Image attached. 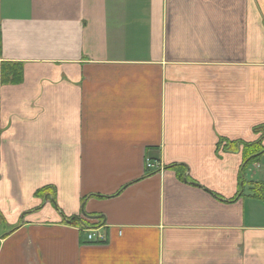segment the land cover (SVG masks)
Wrapping results in <instances>:
<instances>
[{
    "label": "crops",
    "instance_id": "0c3cea01",
    "mask_svg": "<svg viewBox=\"0 0 264 264\" xmlns=\"http://www.w3.org/2000/svg\"><path fill=\"white\" fill-rule=\"evenodd\" d=\"M3 61L0 264H264V0H0Z\"/></svg>",
    "mask_w": 264,
    "mask_h": 264
},
{
    "label": "trees",
    "instance_id": "16d2710c",
    "mask_svg": "<svg viewBox=\"0 0 264 264\" xmlns=\"http://www.w3.org/2000/svg\"><path fill=\"white\" fill-rule=\"evenodd\" d=\"M22 79V64L20 62H13V61H3L1 62V68H0V82L1 84H19ZM243 146V158H244V164L242 166V169L247 168L252 163H255L259 160L260 156L264 154V146L260 144V142H250V143H242ZM48 189L43 188L37 190L34 194L37 196H44L47 193ZM260 191V190H259ZM261 191L264 192V187L261 188ZM260 191V192H261ZM53 205L55 207V204L53 202ZM84 215V219H81L79 217H70L68 220L70 223L82 226V228H97L101 221H97L96 223L89 224L86 220L87 218H100L95 215H89L82 211ZM68 220H66L68 222ZM9 233H4L0 236V238L5 237Z\"/></svg>",
    "mask_w": 264,
    "mask_h": 264
},
{
    "label": "built area",
    "instance_id": "2783aa9c",
    "mask_svg": "<svg viewBox=\"0 0 264 264\" xmlns=\"http://www.w3.org/2000/svg\"><path fill=\"white\" fill-rule=\"evenodd\" d=\"M146 169H152L154 168V165L152 164V162L146 160V164H145ZM88 233H87V239L94 241V242H102L104 241L105 237L103 235H98L96 234V229L94 228H89L87 229Z\"/></svg>",
    "mask_w": 264,
    "mask_h": 264
},
{
    "label": "rangeland",
    "instance_id": "374dc122",
    "mask_svg": "<svg viewBox=\"0 0 264 264\" xmlns=\"http://www.w3.org/2000/svg\"><path fill=\"white\" fill-rule=\"evenodd\" d=\"M148 161H149V160H148ZM150 162H151V161H150ZM152 164L154 165V168H155V167H162V165H160V164H158V163L156 164V163L153 162ZM252 164H253V163H252ZM252 164H251V165H252ZM152 169H153V168H152ZM82 211H83V208H82ZM68 221H69V220H68ZM88 223H89V222H88ZM82 229H83L84 232L88 233V230H87V229H89V228L86 227V228H82ZM3 238H4V237H3ZM86 238H87V237H86ZM87 240H88V241H91V240H89V239H87Z\"/></svg>",
    "mask_w": 264,
    "mask_h": 264
},
{
    "label": "water",
    "instance_id": "95a60500",
    "mask_svg": "<svg viewBox=\"0 0 264 264\" xmlns=\"http://www.w3.org/2000/svg\"><path fill=\"white\" fill-rule=\"evenodd\" d=\"M72 218H74V217H72Z\"/></svg>",
    "mask_w": 264,
    "mask_h": 264
}]
</instances>
